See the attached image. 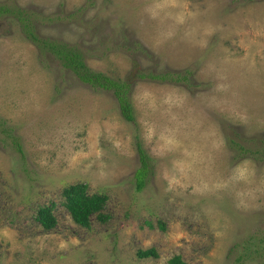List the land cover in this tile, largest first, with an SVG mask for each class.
Listing matches in <instances>:
<instances>
[{
	"label": "rangeland",
	"instance_id": "obj_1",
	"mask_svg": "<svg viewBox=\"0 0 264 264\" xmlns=\"http://www.w3.org/2000/svg\"><path fill=\"white\" fill-rule=\"evenodd\" d=\"M0 8V264H264V0ZM44 40L128 81L133 120ZM75 182L107 195L104 220H72L62 189Z\"/></svg>",
	"mask_w": 264,
	"mask_h": 264
},
{
	"label": "trees",
	"instance_id": "obj_2",
	"mask_svg": "<svg viewBox=\"0 0 264 264\" xmlns=\"http://www.w3.org/2000/svg\"><path fill=\"white\" fill-rule=\"evenodd\" d=\"M43 45L60 59L63 66L72 70L81 81L88 82L93 87L99 86L105 89H112L118 101L122 116L126 120H133L134 114L132 103L128 97V91L130 88V83L128 81L113 79L101 72L90 70L86 67L82 55L65 42L44 40ZM173 73L169 71L158 74L148 72L146 74L141 73L140 77L159 80L173 79L174 74H176ZM181 76L185 78L184 75L178 74L175 79L179 80ZM138 150L142 167L136 170V185L138 189H141L145 184V173L148 168L146 160H148V158L141 146H138ZM62 196L64 207L69 212L72 220L78 225L88 227L92 215L97 216L99 220H104L107 217L104 212L107 195L102 192H89L88 185L84 182H75L65 186L62 189ZM36 219L44 229H51L56 224V218L52 213V208L50 206H40L36 213ZM137 255L139 257H149L156 256L157 253L154 247H150L139 249ZM170 262L172 264H186L180 260L179 255L170 259Z\"/></svg>",
	"mask_w": 264,
	"mask_h": 264
}]
</instances>
